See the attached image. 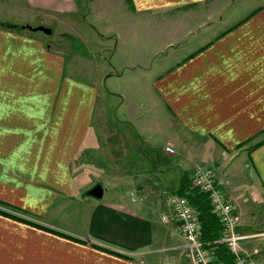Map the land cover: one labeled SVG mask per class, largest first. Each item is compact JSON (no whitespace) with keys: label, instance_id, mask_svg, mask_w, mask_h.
<instances>
[{"label":"crops","instance_id":"obj_1","mask_svg":"<svg viewBox=\"0 0 264 264\" xmlns=\"http://www.w3.org/2000/svg\"><path fill=\"white\" fill-rule=\"evenodd\" d=\"M118 1L124 18L149 16L171 34L142 39L135 57L124 47L131 38L139 43L137 34L126 30L113 51L122 60L110 69L87 72V54L0 28V210L25 220L0 213V264H181L168 197L197 166L213 170L240 232L257 235L241 249L264 264V0ZM14 3L32 18L27 24L61 20L64 28L84 4ZM164 50L173 55L156 61ZM128 84L137 85L128 88L136 98L145 85L155 132L169 127L163 147L151 142L154 131L139 114L108 125L106 98L124 101ZM99 160L111 168L110 184L95 199L86 172ZM233 161L252 168L262 203L228 184Z\"/></svg>","mask_w":264,"mask_h":264},{"label":"rangeland","instance_id":"obj_2","mask_svg":"<svg viewBox=\"0 0 264 264\" xmlns=\"http://www.w3.org/2000/svg\"><path fill=\"white\" fill-rule=\"evenodd\" d=\"M14 1L15 0H7L6 5L0 6V16L4 18L2 19L4 21L1 20L0 22L9 24L13 23V25H30L50 28L52 31L51 35H45L43 33L37 34H39V36L43 38V40H45L46 43L52 48H61L67 46L69 55L77 54L79 52L80 54H87L88 56H90V62H87L85 65H83V68L87 72H93L98 66L110 69L109 65L111 62L115 63L116 60H122L121 54L119 53L120 51H117V54L114 55L113 51H115L119 36H123V38L126 36V34H124L126 30H132L133 36L137 34V36H135V40H138L139 43H132L131 38L128 42H125L124 47L126 51H134L133 54L135 57L138 53L141 54V50L144 52V49L142 48L143 44L140 43L142 39L148 38V36L157 38L159 33L161 35H159L160 39H163L171 34V32L162 30L160 26L157 27V21L153 22L149 16L135 18L134 20H132V22L124 18L121 9L118 8V11L116 10V7L118 6L116 5V3H119L120 5V1L118 0H83L84 4L83 6H81L80 14L72 20L73 24H71L70 21L68 22L69 27L67 28H64L62 25L57 26L58 22H60L61 20L55 21L54 23L51 22L50 24H46L45 26L39 24H27L26 21L32 20V18L28 16L25 11L21 10L19 5L14 3ZM25 31L29 32L27 30ZM63 32L67 34H64ZM172 55L173 54L171 52L164 50L156 58V61L163 58H170V56ZM124 62L128 63L127 60ZM101 63L104 65H98ZM107 84H105L104 86H107ZM136 84L134 85V87H136L139 83L137 85ZM134 87H132L131 84H128L123 88L127 96H125L124 101L115 97L106 98L109 109V111L106 110V112H108L112 116L111 117L109 114L107 115L109 122H112V124L109 123L108 125H113L114 117H117L118 120H122L124 122V120H127V118L124 117V114L128 113L134 115L139 114L143 116V120L147 124V130L148 126L149 128L153 129V126H150V122L152 123V121L156 118L151 113L152 109H149V111L146 110L148 107V102L142 100V98H147L145 97L146 94L144 95V93H146L145 85H141L140 92H138L139 98H136L131 93V91H128V88L133 89ZM124 124L125 123L119 124V127H130L129 125ZM129 129H131V127ZM165 130L164 133H157L154 129V132H151L149 137L151 142L156 145V148L163 147L166 140L170 139V132H168L169 127L166 126ZM134 135L136 136L135 133ZM129 146L131 148V145ZM132 150L133 148L131 149V151ZM99 162L102 161L99 160ZM89 167L95 168L92 169V173L90 172V170L86 172V174L90 176L92 175L90 187L93 188L97 185H100L103 189L106 190L107 184H110V180H106L109 179L108 175L111 173L110 166L107 163L102 162L100 163V165H91ZM228 170V184L231 185V188L235 192L237 191L240 198H242L241 195L243 194V196H246L247 194H249V192H253L256 195L254 198L259 203H262L260 198L258 197L261 195V191L259 189L260 185L258 179L253 173L252 168H250L249 170H245L243 169L242 162L233 161L231 162ZM224 177L227 178V176ZM112 184L114 183L111 182V185ZM242 190L243 192H241ZM250 195L252 196V193ZM261 215H264V213L262 214V210ZM260 232L263 231L260 230ZM175 243L179 246H183V248H181V260L179 262L181 264H189V252L188 250H186V247H184L185 240L181 237V240H177Z\"/></svg>","mask_w":264,"mask_h":264},{"label":"built area","instance_id":"obj_3","mask_svg":"<svg viewBox=\"0 0 264 264\" xmlns=\"http://www.w3.org/2000/svg\"><path fill=\"white\" fill-rule=\"evenodd\" d=\"M164 150L169 155L175 154V150L169 146H166ZM191 181L194 187L208 195L212 211L219 219L221 225L220 238L214 244L225 246L233 257V264H254L250 256L241 247L244 241L257 237V235H245L240 232V217L228 201L224 190L217 183L213 170L197 166L192 171ZM168 205L178 224L179 234L185 240L184 247L189 252L190 263L218 264L215 259L214 248L207 247L199 239L200 224L187 199L171 195L168 198Z\"/></svg>","mask_w":264,"mask_h":264},{"label":"trees","instance_id":"obj_4","mask_svg":"<svg viewBox=\"0 0 264 264\" xmlns=\"http://www.w3.org/2000/svg\"><path fill=\"white\" fill-rule=\"evenodd\" d=\"M7 24L8 23L0 22V28L11 30L6 28L5 25ZM174 195L186 198L188 203L195 211L197 220L200 224L199 239L201 242L206 244L207 247L214 248L216 262L218 264H233V257L225 248V246L223 244H214V242L220 238L221 225L218 217L212 211L208 195L201 191L199 188L194 187L187 174H182L179 180L178 187L174 191ZM0 213L10 217H14L18 220L25 221L24 219L16 216V214L7 213L2 210H0ZM28 223L36 225L30 221ZM63 236L72 238L76 241L84 242L81 239L69 235L63 234ZM93 246L97 247L98 249L128 258L127 256L121 255L113 250H108L102 246L96 244H93Z\"/></svg>","mask_w":264,"mask_h":264},{"label":"water","instance_id":"obj_5","mask_svg":"<svg viewBox=\"0 0 264 264\" xmlns=\"http://www.w3.org/2000/svg\"><path fill=\"white\" fill-rule=\"evenodd\" d=\"M5 26H6V28L12 29L15 31L27 30V31L32 32V33H43L45 35H51V33H52L50 28L42 27V26L13 25V24H7ZM102 194H103V190H102V187L100 185L93 187L92 189H90L87 192L88 196H91L92 198H95V199H100L102 197Z\"/></svg>","mask_w":264,"mask_h":264}]
</instances>
